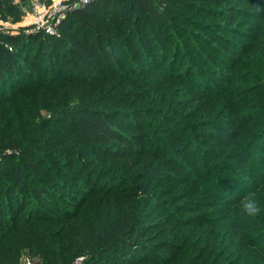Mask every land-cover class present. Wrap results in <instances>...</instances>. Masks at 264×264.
<instances>
[{
    "label": "trees",
    "instance_id": "1",
    "mask_svg": "<svg viewBox=\"0 0 264 264\" xmlns=\"http://www.w3.org/2000/svg\"><path fill=\"white\" fill-rule=\"evenodd\" d=\"M184 1L90 0L69 10L55 34L0 33V205L10 211L0 229V264H26L25 258L34 264H264V152L252 148L260 140L246 129L258 114L236 119L233 107L225 110L230 116L221 125L230 133L227 125L237 126L227 152L214 155L212 168L202 164V173L190 174V188L160 186L169 176L165 157L189 153L197 162L204 155L197 129L203 135V126H219L213 108L222 103L216 96L223 88H213L211 78L167 72L168 52L189 45L211 59L193 41L195 35L211 42L197 25L223 37L212 20L190 22ZM21 3L0 0V18L20 21ZM254 11L243 9L257 23L246 22L240 40H223L233 50L205 61L222 87L229 81L241 92L239 108L264 106V9ZM177 22L186 28L178 30ZM174 29L185 36L175 38ZM35 57L47 61L38 64ZM153 57L167 72L163 78L155 75ZM136 61L146 69L131 70ZM186 84L201 95H185ZM120 99L128 105L112 109ZM177 103L196 109L175 114ZM151 115L158 127L147 129ZM192 128L196 133L186 134ZM186 142L197 146L186 151ZM167 144L173 145L168 151ZM229 148L236 154L229 156ZM240 158L247 172L235 162ZM127 161V168L120 164ZM210 176L204 198L200 179ZM249 193L260 208L255 217L241 206ZM217 203V212L207 208Z\"/></svg>",
    "mask_w": 264,
    "mask_h": 264
},
{
    "label": "rangeland",
    "instance_id": "2",
    "mask_svg": "<svg viewBox=\"0 0 264 264\" xmlns=\"http://www.w3.org/2000/svg\"><path fill=\"white\" fill-rule=\"evenodd\" d=\"M191 1H193V0H191ZM25 2H29V0H25ZM193 3H195V5H197L199 8L198 7L194 8V7L189 6L190 3L187 0L183 2L185 7H189V9L187 10V13L189 14V16L191 18V19H189L190 22H192L193 20L198 21L201 19H205V20H209V21L212 20V21L216 22L213 25V28L215 30H217V32H219V34L221 36H223L224 38L220 37L219 35L211 32L209 30L207 31L205 29H201V27L199 25L194 23L195 25H197V27L194 30H196V29L200 30L199 32L201 34H203V37L211 38V42H209V44H204V43H201V41H199L200 37L193 35V41L198 39V42L195 44H197L199 46V49H201L203 52H206V54H204V55H208L211 59H206L204 56L199 57L197 52H200V51H195V50L192 51L193 49H192L191 45H189L188 50H186V51L181 49V51H183V52H180V53L168 52V55L172 56V63H171V66H169L167 68V72L170 70H173L175 73H177V72L184 73L185 71H189L191 74L195 73V77L211 78L209 80V82H210V85L213 86V88H217L218 90L223 88V90L221 92L218 91V95L216 96V99L220 100V103L221 102L222 103L219 104L218 106H216L215 108H213L215 111L214 120L216 121V124H219V126L215 127L216 126L215 124L209 125V127L203 126L202 127L203 135L201 134L199 129H197L199 132L196 133L194 128L189 130L188 131L189 133H186V134H190L191 132H194L201 137L200 142H202V144H201L202 148L206 149L204 152V155H202V153H200L197 157V162H194L191 159V155L189 153H181V154L178 153L175 156L170 154L169 156L165 157L163 164H164V167L166 168L167 172L169 173V176L166 177V179H165V182L167 183V185H165V184L160 185L162 190H171V189L181 190L182 188H185V187L190 188L192 186L191 185L192 184L191 175H194L195 173H202L203 172V170H202L203 165L205 167L212 168V164L214 163V159H213L214 155L218 154L220 152H222V153L227 152L224 149V147H226L227 146L226 144H228V142H230V140H232V134H234L235 131L237 130V126L233 125V124L227 125V128L232 129V133H230L229 131L225 130L223 125H221V124H222L223 120H225L228 116H230L225 110H229L231 107H233V110L237 111L236 115L232 114L231 118L238 119L240 116L249 115V114H258L257 116H253V118L250 119L249 123L246 124V129H249V133L251 130H254L253 134H256V136H258V138L260 140L258 142H255L252 145V148L257 146L256 147L257 151H260V152L263 151L264 152V149H263L264 147H261V143L264 142V132L262 129L263 124H264V114H263L264 106L261 105L263 107H258L257 104L254 103L250 107L239 108V106H237V104H238L237 102L243 96L241 94V92H238V89H236L235 86L229 81L224 82V84H226V85L224 87H222V85H221V83H219L218 79L214 78L215 75H213L212 73L209 72V68H208L207 64L205 63V61L207 60V61H209V63L212 64L214 61L213 57L216 56V53H218V55L221 54V50L222 51L233 50L223 40H227V37H230V38L235 39V40H240L243 35H238V32L243 31L246 28L247 23L248 24L257 23L255 17H252L253 15H243L244 13H242V12H243L244 7L253 8L255 10L254 12H256V14L258 15V13H260L264 9V2H263V0H196V1H193ZM199 3H200V5H199ZM202 4H204V5L202 8H200V6H202ZM247 16H249V17H247ZM174 22H176V21H174ZM175 24H177L176 26H178L177 29L180 30L179 27L180 28H186L187 23L185 24L183 22H177ZM194 24L191 26H195ZM194 32H193V34H194ZM172 34L175 36V38H177L176 37L177 35L179 37L185 36L183 33L177 32L176 29L172 30ZM41 57H42V55H41ZM41 57H35V59L37 60L36 62L38 64H41V63L45 64L47 59H45V61H44ZM31 60H33V54L32 53L30 54V58L27 60V63L30 64ZM61 62H63L62 59L59 61V64H61ZM136 62L137 63H135V65L132 67L131 70H133L134 68H139L142 70L146 69V66H144V63H140L139 61H136ZM150 62L152 63L151 64L152 67L157 69V73H155V75H160L163 78L162 74H165V73L167 74V72H165V70H162V68H160L158 70V68L160 66L157 65V63L155 62V57L151 58ZM220 62L221 61H218V63L221 64V69H222V70H220V72L225 71V69H224L225 65H223ZM231 71L232 70H230V72ZM243 71L244 72L247 71V66L245 68H243ZM175 73H173V74H175ZM167 80H170V77H168L166 79V81ZM240 82H243V79H238L235 81L236 87ZM115 85L116 86L119 85L117 83V81H116ZM75 86L76 85H73V86L69 85L68 87L69 88H72V87L75 88ZM80 87H81V89L78 90V93L80 95H82L84 88L82 86H80ZM117 89L123 90L122 88H119V87H117ZM184 90L186 91L185 95H187L188 97H191V98H194L195 94L201 95L200 92H197V90L194 89L193 86L189 85V84H186V86H184ZM104 92L106 94H109V93L112 94L113 93L112 91H108V90H105ZM117 96L118 95L113 97L111 100L116 99ZM181 97H182V95L179 94L178 98H181ZM246 101L247 100H244L243 103H245ZM72 104L78 105V104H83V103H80L78 101V99H73ZM126 105H128V102L127 101L122 102V100H121L120 103L115 102L112 109L125 107ZM177 106H179V107L174 112L175 114H179V110H181V109L184 110V112H186V110H189L190 108H192L191 112H192V110L196 109V106L195 107H192V105L187 106L186 103L185 104L177 103ZM205 107H206V105H204L203 108H205ZM246 108H249V109H246ZM173 111H174V109H173ZM182 118H183V116H182ZM195 118H197V117H194V118L191 117L188 121L191 122L190 120L195 119ZM203 118L204 117H202V119ZM236 119H234V120H236ZM150 120L152 123H149L148 119L146 120L147 121V123H146L147 129H149L151 127L152 128L158 127L157 122L156 121L153 122V120H156V117L154 115H151ZM220 120H222V121H220ZM230 120H232V119H230ZM237 122L239 123V120ZM166 128L167 127H165V129ZM242 132H244V131L242 130ZM212 133L219 135V137L218 136L213 137ZM148 134L150 136L151 132ZM165 135L167 136V132H165ZM136 143H137V140H136ZM169 144H167V146ZM172 144L170 146H168L166 151H168L170 147H173ZM195 144L196 143H193V142H186L184 145V150L191 151L193 147L197 146ZM149 145H150V142H149ZM142 147L144 149L146 146L143 145ZM175 149L177 151H179V149H177V148H175ZM197 150H199V149H197ZM141 151H142V149H141ZM228 151H229V154H228L229 156H231L232 154H236V152H232L231 148H229ZM207 157H208V159H207ZM180 158L182 161H174V160H180ZM209 158L213 159L211 161L210 165H208V162H207V160H209ZM242 160H243L242 158L236 159L235 162H241L239 165L240 168L243 169L245 172H247L248 170H250V168L247 164H243ZM111 161L112 160L109 157L105 159V163L107 165H111ZM128 162L129 161H127L126 163L121 162L120 164L125 165V168H127ZM113 166H115L114 169L117 171V164L114 163ZM63 168H64V170H70L71 172H73V170L68 166H65ZM242 176H244V174H242ZM204 178H206V177H202L200 179L201 183L204 186V189L200 190L199 193L203 194V197L205 198L209 194V191L205 188L208 187V185L210 184V182L212 181V179L214 177L210 176V178H208L207 181H205ZM249 179L251 180L250 177H249ZM175 191L176 190H173V192H175ZM205 200L212 201L211 199H205ZM212 202H216V201L213 200ZM207 208H209V209L213 208V210L215 212H217L219 210V208H222V205H220L218 203L216 205L211 204L210 206H207ZM205 210H207V209H205ZM9 212L10 211L8 210V206L6 204H4L2 206L0 205V229H2L3 225L8 220L7 216H8ZM154 216H156V215H154ZM3 221H5V222H3Z\"/></svg>",
    "mask_w": 264,
    "mask_h": 264
},
{
    "label": "built area",
    "instance_id": "3",
    "mask_svg": "<svg viewBox=\"0 0 264 264\" xmlns=\"http://www.w3.org/2000/svg\"><path fill=\"white\" fill-rule=\"evenodd\" d=\"M90 0H29L21 3L23 17L20 21L0 18V33H18L24 28L26 33L45 32L55 34L58 26L67 12L71 9L88 3ZM12 49V47H9ZM26 264H34L29 258H25Z\"/></svg>",
    "mask_w": 264,
    "mask_h": 264
},
{
    "label": "clouds",
    "instance_id": "4",
    "mask_svg": "<svg viewBox=\"0 0 264 264\" xmlns=\"http://www.w3.org/2000/svg\"><path fill=\"white\" fill-rule=\"evenodd\" d=\"M241 206L243 211L251 217H255L260 212V208L254 193L247 194L243 198Z\"/></svg>",
    "mask_w": 264,
    "mask_h": 264
}]
</instances>
